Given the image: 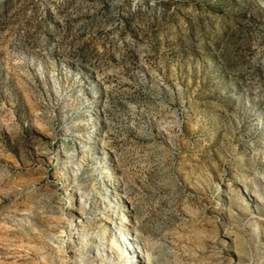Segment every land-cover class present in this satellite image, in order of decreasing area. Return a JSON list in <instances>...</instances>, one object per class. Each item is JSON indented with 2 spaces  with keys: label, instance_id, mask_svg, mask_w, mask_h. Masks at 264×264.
I'll use <instances>...</instances> for the list:
<instances>
[{
  "label": "rangeland",
  "instance_id": "1",
  "mask_svg": "<svg viewBox=\"0 0 264 264\" xmlns=\"http://www.w3.org/2000/svg\"><path fill=\"white\" fill-rule=\"evenodd\" d=\"M241 181L264 194V0H0V264H79L74 226L143 264H236L241 232L264 264L263 218L215 205Z\"/></svg>",
  "mask_w": 264,
  "mask_h": 264
},
{
  "label": "bare ground",
  "instance_id": "2",
  "mask_svg": "<svg viewBox=\"0 0 264 264\" xmlns=\"http://www.w3.org/2000/svg\"><path fill=\"white\" fill-rule=\"evenodd\" d=\"M111 177L112 173H110V170L107 172ZM107 175V174H106ZM64 194L63 197H65L68 201L70 206H73L75 202L77 201V192L75 190V187L73 183L67 178H64ZM242 183V194L246 197V202L243 203L244 207H241L240 212L238 214L232 213L231 206H227L225 202V190L223 189V185L221 182H216V191L218 194H216V202L215 205L218 209V214L220 217L227 221V224L234 223V227L238 230L240 229V226H242L241 222L244 220L243 217H259L263 218L260 220V234L264 233V194L259 192L256 189H253L251 186H249L244 181H241ZM112 185V184H111ZM112 193L110 195L111 199L118 195V191L115 187H112L111 189ZM109 197V198H110ZM111 201V200H110ZM114 201V200H113ZM121 202V200H120ZM249 202V203H247ZM241 203V202H240ZM112 208V211H115L116 208L113 207V204H109ZM119 206V203L117 202L116 207ZM119 209V207H118ZM86 219V218H85ZM69 224L72 225L73 222L69 220ZM76 226H74L73 231L74 235L77 234L78 236H81L79 239L80 244L78 246V249L73 252L71 251H63L64 255L68 254V258L72 259V261L79 262V264H95L96 262L100 261V264H118L121 259L125 260L126 264H143V259L140 256V253L136 251L134 247V243L132 240L131 232L129 228L126 226L123 227H116L117 231L114 229L111 230L110 237L112 239L113 243H120V249H121V256L120 258H114L113 251L112 252H106L105 250H102L100 248L99 240L101 241L102 238L99 236V234H96L95 232L89 231H76ZM116 231V232H115ZM68 232H70V229H68ZM258 233V237L252 241V256L255 254L256 250L259 246H261V251L264 254V242L262 244H259L260 234ZM70 236V237H73ZM241 234H237V237L233 241L234 247L236 248V253L234 254V263L236 264H243L244 260L247 257V251L244 247V242L241 240ZM91 247L92 249H95L94 253H91V250H88V247ZM73 248V247H72ZM66 260L64 262L69 261ZM264 259V258H263ZM77 264V263H76Z\"/></svg>",
  "mask_w": 264,
  "mask_h": 264
}]
</instances>
